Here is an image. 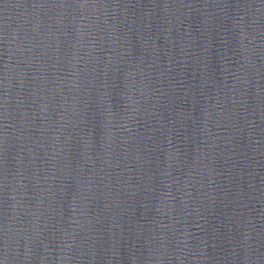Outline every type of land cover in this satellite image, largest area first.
Instances as JSON below:
<instances>
[{"label": "water", "instance_id": "water-1", "mask_svg": "<svg viewBox=\"0 0 264 264\" xmlns=\"http://www.w3.org/2000/svg\"><path fill=\"white\" fill-rule=\"evenodd\" d=\"M0 264H264V0H0Z\"/></svg>", "mask_w": 264, "mask_h": 264}]
</instances>
